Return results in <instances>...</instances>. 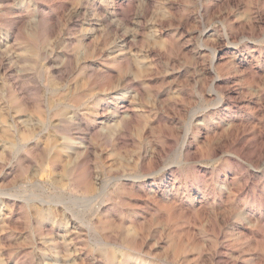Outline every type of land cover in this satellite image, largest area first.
Instances as JSON below:
<instances>
[{"label": "rangeland", "instance_id": "rangeland-1", "mask_svg": "<svg viewBox=\"0 0 264 264\" xmlns=\"http://www.w3.org/2000/svg\"><path fill=\"white\" fill-rule=\"evenodd\" d=\"M0 264H264V0H0Z\"/></svg>", "mask_w": 264, "mask_h": 264}, {"label": "bare ground", "instance_id": "bare-ground-1", "mask_svg": "<svg viewBox=\"0 0 264 264\" xmlns=\"http://www.w3.org/2000/svg\"><path fill=\"white\" fill-rule=\"evenodd\" d=\"M218 55V54H217ZM82 174V173H81ZM86 174V173H85ZM81 176V175H80Z\"/></svg>", "mask_w": 264, "mask_h": 264}]
</instances>
